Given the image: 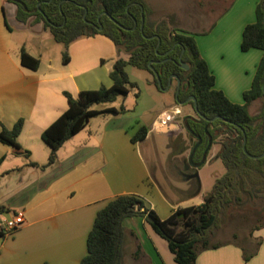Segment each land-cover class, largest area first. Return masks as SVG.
I'll use <instances>...</instances> for the list:
<instances>
[{
  "label": "crops",
  "instance_id": "1",
  "mask_svg": "<svg viewBox=\"0 0 264 264\" xmlns=\"http://www.w3.org/2000/svg\"><path fill=\"white\" fill-rule=\"evenodd\" d=\"M166 1L179 19L185 11L193 12L197 17L198 12L204 13L196 0ZM258 1L233 0L228 10L238 9L243 14L242 21L249 25L256 20ZM147 6L153 21H166L157 17L151 5ZM203 6L204 9H210L213 2L205 1ZM16 9L13 3L0 0V132L3 126L12 129L19 119H23V129L17 140L30 156L27 158L0 142V157L4 158L0 164V264H81L87 255V239L94 220L112 199L121 195H137L162 220L169 218L177 208L172 207L163 190L151 179L141 151L137 149V153L135 149L140 142L134 144L131 141L136 134V126L127 121V116L139 106L141 97L136 98L138 101L135 106H121L125 111L114 108L119 117L106 119L104 124L97 122L98 129L93 122L96 117L90 118L82 131L63 144L55 163L45 166L50 148L48 145L39 147L41 134L68 108V102H55L52 95L69 93L73 98H78L81 91L88 90L81 84L86 70L101 61V65H110L111 72L116 60L122 58L127 61L129 56L119 51L109 38L95 35L87 38L89 41L80 43L82 38H79L71 43L68 48L69 63L63 64L62 68L50 57L46 59L45 67L40 65L36 71L23 67L20 62L23 48L13 41L12 25L43 24L18 22ZM247 16L249 19L246 21ZM206 20L204 18L205 22L197 30L184 31L194 36L201 57L216 77L217 86L214 61L205 49L206 41L213 38L210 31L214 22L210 24V20ZM238 39L237 35V42L241 44ZM258 54L260 62L262 53ZM255 72L251 76L249 88L244 91L250 89ZM53 86L57 88L51 90ZM217 89L237 103L228 91ZM63 97L66 98L65 95ZM163 113H166L165 110L157 115L150 126L145 125L148 133ZM124 117L127 120L123 121ZM28 138H33L35 145L40 148L38 157ZM30 162L38 166H31ZM17 214L23 216V225L5 233L6 222ZM123 225L127 249L135 247V254L145 253L149 264H176L167 242L154 232L143 217L127 219ZM254 237L260 238L262 243L248 262L243 260L239 247L226 244L216 250L200 253L196 264H264V228L256 231Z\"/></svg>",
  "mask_w": 264,
  "mask_h": 264
},
{
  "label": "trees",
  "instance_id": "2",
  "mask_svg": "<svg viewBox=\"0 0 264 264\" xmlns=\"http://www.w3.org/2000/svg\"><path fill=\"white\" fill-rule=\"evenodd\" d=\"M7 1L17 7L18 22L25 24L33 17V22L42 23L44 29L51 32L54 41L64 45V64L69 63L67 51L71 43L79 38L95 35L109 38L119 51L129 56L127 61L120 58L114 63L109 74L111 87L101 86L97 90H84L78 98L64 93L68 102L67 110L41 134V139L50 148L45 166L55 163L63 144L82 131L90 118L104 112L92 109L95 104L113 103L118 97L126 98L130 88L137 87L127 72L129 66L148 71L153 76L152 83L159 88L157 79L149 67L150 63L159 74L163 88L168 85L172 75L179 77L181 91L177 96L178 103L192 96L196 99L197 111L194 103H189L196 116H186L183 119L186 132L195 140L192 151L200 143L188 165L203 161V153L210 138L214 144L218 140L221 145L216 158L222 161L226 173L217 180L212 192L202 204L177 208L169 218L162 220L155 211L147 208L141 197L118 196L98 212L88 235L87 255L81 264H122L125 239L123 223L133 217H143L154 232L167 242L176 264H196L200 253L220 248L223 244H212L211 240L223 210L230 207L231 202L240 206L243 203L242 192L250 199L264 198V158L253 160L243 151V142L246 139V150L249 154L260 156L264 153V0L257 3L255 22L247 25L242 33V52L255 49L262 53L251 87L242 95V104L232 102L224 92L216 88V77L201 57L194 36L185 31L170 29L165 20L153 21L150 8L143 0ZM104 12L107 15L100 16ZM135 22L137 27L132 30ZM99 25H102V31L97 30ZM157 38L161 41L160 45ZM183 50L185 54L182 61L189 65L188 71L181 69L177 63ZM166 59L171 60L165 61ZM20 62L23 67L33 71L38 70L40 66V61L24 49L20 53ZM135 96L139 97V93ZM257 100L262 101V109L254 116L250 114L249 107ZM108 111L118 112L114 108L105 112ZM121 111H125L124 107ZM204 117L215 120L209 122ZM23 125L24 120L19 119L12 129L3 126L0 142L29 158L30 153L23 150L17 140ZM147 134V127H140L132 137V143L144 141ZM3 159L0 157V164ZM30 165L38 166L33 162H30ZM194 179L199 183V178ZM263 228L264 223L253 232ZM249 239L254 244H250V248L246 244L228 243L242 250L245 262L256 255L262 243L260 238H254L253 235L249 236Z\"/></svg>",
  "mask_w": 264,
  "mask_h": 264
},
{
  "label": "rangeland",
  "instance_id": "3",
  "mask_svg": "<svg viewBox=\"0 0 264 264\" xmlns=\"http://www.w3.org/2000/svg\"><path fill=\"white\" fill-rule=\"evenodd\" d=\"M205 1L208 2L209 0H196L202 6L201 9L204 10V13L198 12L197 17L194 15L195 13L185 11L181 14L180 19L177 17V13L172 12L170 4L167 5L168 2L166 0H145L143 3L151 5L159 19H166L168 26L179 27L175 30L180 32L184 31V29L197 30L198 26L205 22L203 21L204 18L207 19L206 22L210 20V24L212 21L214 22L210 31L213 34V38L206 41L205 49L214 61L213 66L218 77L216 88H223L228 91L232 100L242 104L244 90L249 88L251 76L259 63L258 53L260 51L254 49L250 50V52H242L241 44L237 42V35L239 36L238 40L242 41V31L247 23L242 21L243 14H240L237 11L238 9L228 10L233 0H210L214 6L210 9L213 10L204 9ZM14 5L15 9L16 6ZM215 7L216 9L214 10ZM198 18H200L199 22L197 21ZM248 19L249 16L246 17V21ZM10 20L13 24V20L11 18ZM33 20L34 18L32 17L29 22H33ZM12 27L15 45H20L21 49L23 48L28 54L37 58L41 67H45L46 59L50 57L56 65L62 68L65 47L63 44L54 41L48 29H44L42 25L14 26L13 24ZM86 41L89 40L82 38L80 43ZM67 53L69 55V51ZM124 55L127 57L126 53ZM101 63V61H97L93 67H90V70H86L81 84L88 87V90H97L101 86L106 88L112 86V81L108 75L110 65L104 66ZM127 71L131 81L137 87L130 88V93L126 98L118 97L113 103L95 104L92 107L104 110L103 113L93 117H96L93 119L96 129L99 128V124H96L97 122L104 124L106 119L112 120L119 117L114 112H105L106 110L110 108L120 110L121 106L125 107L126 105L129 106V104L135 106L138 101L136 100V93H139V97H141L138 102L139 106L132 114L127 116L128 120L125 117L122 119L123 121L132 122L136 126V132L142 126H150L152 121L163 110L166 113H171L176 109H180L181 114L176 119L160 128L159 132L155 129L151 130L144 141L136 144L137 148L135 147V149L136 151L137 149L141 151V155L147 167H149L151 179L163 190L168 200L172 203L170 204L173 208H187L202 204L212 192L217 180L226 173L222 161L216 158L221 149L219 141L217 140L215 144L213 143L206 162L197 170L199 183L194 178L188 179L187 175L192 173L190 170L192 165H189V169H186V165L190 160L195 140L190 138L186 132L183 126V119L188 115L195 116L192 106L189 104L191 101L186 105L179 104L184 102H177L178 95L175 98L174 93L175 88H177V81L172 82V89H167V85L165 88L162 87L167 90H163L152 83L153 76L148 71L139 70L131 66L127 68ZM56 88V86H53L51 90ZM51 90L49 92H52ZM62 95L59 94L60 98L54 94L52 95V100L55 102L56 100L58 102L65 101L66 103V98L64 99V95ZM261 109L262 101L257 100L250 105L249 112L255 116L260 113ZM110 124L112 123L110 122ZM39 141H41L39 147L47 145L42 139ZM34 142L33 138L29 139V144L33 148L35 156L37 155L38 157L40 148ZM242 199L243 203L240 206L235 204V202H231L232 205L223 210L211 240L212 244L225 245L232 242L234 244H246L249 248L250 244H253V242L249 241V236L253 235L254 237L255 232L253 231L255 228L264 223V198L250 199L246 193L242 192ZM125 243L126 238L123 244L122 264H149L144 257L146 256L145 253L139 255L137 252L135 254V247H131L129 250ZM168 253L170 256L172 255L170 252ZM154 255L156 256V253Z\"/></svg>",
  "mask_w": 264,
  "mask_h": 264
},
{
  "label": "water",
  "instance_id": "4",
  "mask_svg": "<svg viewBox=\"0 0 264 264\" xmlns=\"http://www.w3.org/2000/svg\"><path fill=\"white\" fill-rule=\"evenodd\" d=\"M141 8H142V14H143V13H144L143 7H141ZM85 15H86V14H85ZM102 15H107V13L104 12V13H102L100 16H102ZM100 16H99V18H100ZM110 19H111L112 21H114L112 18H110ZM98 22H99V19H98ZM114 23H116V22L114 21ZM143 25H144V17H142V25H141V29H143ZM136 27H137V23L135 22V26H134V28H133L132 30H135ZM97 30H98V31H102V25L97 26ZM157 39H158V42H159V45H160V42H161V41H160L159 38H157ZM159 45L157 46L156 51L158 50ZM167 54H168V53H167ZM167 54H165V55H167ZM184 54H185V51L183 50V51H182V55L180 56V58H179V62H178V63H179V65H181V68H182V69H184V70H188V69H189V65H187V64H185V63L182 62V57H183ZM168 60H171V59H166L165 61H168ZM182 63H183V64H182ZM149 67H150L151 71L154 73V75H155V77H156V79H157V82H158L159 87L162 88V82H161V80H160L159 74H158V73L156 72V70L153 68L152 63L149 64ZM173 79H175V80L177 81V85H178L177 95H178V94H179V90H180L181 81H180V79H179V77H178L177 75H172V76L169 78V81H168V88H167V89H169V88L171 87V85H172V80H173ZM162 89H163V88H162ZM167 89H163V90H167ZM263 91H264V87H263ZM189 101H192V102L194 103L195 109H196V111H197V102H196L195 97H193V96L190 97V98L186 101V103L189 102ZM183 104H184V103H181L180 105H183ZM197 113H198V112H197ZM198 115H200V114H198ZM204 119L207 120V121H209V122H213V121L215 120V119L208 120V119L205 118V117H204ZM199 144H200V143H199ZM199 144H197V145L194 147V149H193V151H192V153H191V155H190V158H192V155L194 154V152H195V150L197 149V147L199 146ZM211 145H212V139L210 138V140H209V145H208V147H207V149H206V151H205V153H204V159H203V161H201V162L199 163V165L197 166V168L203 166L204 163L206 162L207 153L209 152ZM243 151H244V153H245L249 158H251V159H253V160H259V159L264 158V153H263L262 155H260V156H253V155H251V154H249V153L247 152V150H246V139H245L244 142H243ZM191 178H199L198 173H195L194 175H190V176L188 177V179H191Z\"/></svg>",
  "mask_w": 264,
  "mask_h": 264
},
{
  "label": "built area",
  "instance_id": "5",
  "mask_svg": "<svg viewBox=\"0 0 264 264\" xmlns=\"http://www.w3.org/2000/svg\"><path fill=\"white\" fill-rule=\"evenodd\" d=\"M181 114L180 109H176L171 113H164L162 114L158 120L154 123L153 129L158 130L163 126L167 125L168 123L172 122L176 117ZM24 223V218L22 215H15L13 219L6 222V227L4 229L5 233H9L13 230L20 228Z\"/></svg>",
  "mask_w": 264,
  "mask_h": 264
},
{
  "label": "flooded vegetation",
  "instance_id": "6",
  "mask_svg": "<svg viewBox=\"0 0 264 264\" xmlns=\"http://www.w3.org/2000/svg\"><path fill=\"white\" fill-rule=\"evenodd\" d=\"M179 62V59H178V61H177V63ZM183 62V61H182ZM183 64V63H182ZM178 65H179V63H178ZM180 67H181V65H179ZM190 68V67H189ZM182 69V68H181ZM184 70V69H183ZM189 70V69H188ZM188 70H185V71H188ZM175 79H173L172 80V82L174 81ZM177 91H178V85H177V88H175V90H174V93H176V96H177ZM180 91H181V85H180V90H179V93H180ZM190 98V97H189ZM188 98V99H189ZM188 99H186L185 101H183L184 102V104L183 105H186L187 103H189V102H187V103H185ZM192 102V101H191ZM179 104H181V103H179ZM195 107V106H194ZM193 109V108H192ZM193 111H194V109H193ZM194 113H195V116H196V112L194 111ZM188 116H191V117H195V116H192V115H188ZM186 117V116H185ZM208 145H209V143H208ZM208 145H207V147H208ZM212 145H213V142H212ZM212 145H211V147H212ZM207 147H206V149H207ZM211 147H210V149H211ZM206 149L204 150V153H205V151H206ZM210 151V150H209ZM191 153H192V151H191ZM203 153V154H204ZM209 153V152H208ZM208 153H207V155H208ZM189 164V163H188ZM186 165V169H189V165ZM190 165H192L191 167H190V170H191V174H188L187 176L189 177L190 175H194L195 173H197V170H198V168H197V166L199 165V164H194V163H190ZM185 175V174H184Z\"/></svg>",
  "mask_w": 264,
  "mask_h": 264
}]
</instances>
